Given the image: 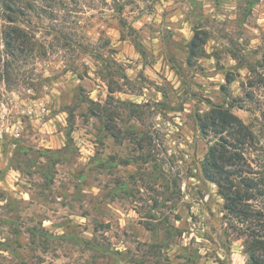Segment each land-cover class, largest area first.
<instances>
[{
    "label": "rangeland",
    "instance_id": "rangeland-1",
    "mask_svg": "<svg viewBox=\"0 0 264 264\" xmlns=\"http://www.w3.org/2000/svg\"><path fill=\"white\" fill-rule=\"evenodd\" d=\"M46 5L14 57L0 7V264H246L198 118L231 73L232 111L262 129L264 88L250 104L241 86L264 65V0Z\"/></svg>",
    "mask_w": 264,
    "mask_h": 264
},
{
    "label": "trees",
    "instance_id": "trees-1",
    "mask_svg": "<svg viewBox=\"0 0 264 264\" xmlns=\"http://www.w3.org/2000/svg\"><path fill=\"white\" fill-rule=\"evenodd\" d=\"M62 0H0V7L5 13L7 26L2 38L7 56L14 57L22 54L33 36L27 29L32 21V12L49 11L46 4L55 5ZM126 3L117 4L120 14V26L127 29L123 18ZM26 24V26H23ZM130 28H132L130 26ZM133 29V28H132ZM134 31V30H133ZM207 41V33L197 30L190 42L192 53H198L201 44ZM264 65L253 66L249 69V81L242 83L245 101L252 104L256 100L257 90L264 88V71L258 69ZM7 72V71H6ZM231 73L226 75L223 90L228 98L222 105H212L208 111L198 118L201 133L205 137H214V143L209 147L202 162L204 178L217 186L218 194L223 199V209L232 221L234 231L243 239L246 264H264V110L261 113L263 122L259 134L246 124L232 109L242 108L238 100L228 90L235 82ZM110 94L115 90L109 85ZM264 100V99H263ZM99 115L106 119L107 127H115V113L105 105H98ZM94 113L95 110H92ZM114 130V128H113ZM113 136L118 135L113 132ZM262 137V138H261Z\"/></svg>",
    "mask_w": 264,
    "mask_h": 264
}]
</instances>
